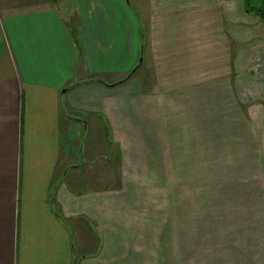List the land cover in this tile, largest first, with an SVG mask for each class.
<instances>
[{"label": "crops", "instance_id": "obj_1", "mask_svg": "<svg viewBox=\"0 0 264 264\" xmlns=\"http://www.w3.org/2000/svg\"><path fill=\"white\" fill-rule=\"evenodd\" d=\"M247 14L0 0V264H264V113L237 84L264 28Z\"/></svg>", "mask_w": 264, "mask_h": 264}, {"label": "rangeland", "instance_id": "obj_2", "mask_svg": "<svg viewBox=\"0 0 264 264\" xmlns=\"http://www.w3.org/2000/svg\"><path fill=\"white\" fill-rule=\"evenodd\" d=\"M245 12V11H244ZM247 20H259L256 16L247 14ZM260 22V21H259ZM262 28L264 25L260 23ZM258 39L247 40L245 42V51H246V64L244 74H241L242 77H239L237 84L239 86V92L241 94V98L243 100L244 108L246 113H252L257 108H260L264 113V38L257 37ZM234 42H231L233 45ZM184 157L188 158L186 153L183 154ZM183 157V158H184ZM190 158V157H189ZM189 160V159H188ZM219 160V161H218ZM216 160L213 166V169H221V176L223 175V162L221 158ZM187 161V160H185ZM205 163V159L202 160ZM185 163L183 162L181 171L183 173L181 179V185H178L179 190L181 191V204L183 206V212L189 208V202L187 194L190 190L189 177L188 175L189 168L185 167ZM220 171V170H219ZM168 169L166 170L167 178L169 177ZM187 178V179H185ZM167 183L165 185L166 195L168 196V200L166 202V215H165V224L171 219H173L172 212L168 213V208H170L169 198L171 200L172 208H173V197L174 194V184L166 179ZM165 210V211H166ZM168 216V217H167ZM184 221V220H183ZM174 235V234H173ZM167 241V239H166ZM166 243V242H165ZM163 246V243H162ZM160 246V248H162ZM172 253V250H171ZM172 255V254H171Z\"/></svg>", "mask_w": 264, "mask_h": 264}, {"label": "trees", "instance_id": "obj_3", "mask_svg": "<svg viewBox=\"0 0 264 264\" xmlns=\"http://www.w3.org/2000/svg\"><path fill=\"white\" fill-rule=\"evenodd\" d=\"M242 2L247 13L256 16L264 25V0H242Z\"/></svg>", "mask_w": 264, "mask_h": 264}]
</instances>
